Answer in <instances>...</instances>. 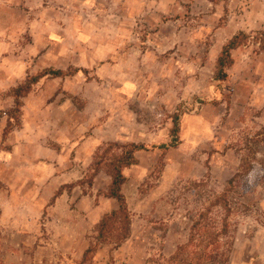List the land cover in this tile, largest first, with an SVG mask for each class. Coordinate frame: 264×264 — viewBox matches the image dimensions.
<instances>
[{"label":"rangeland","instance_id":"rangeland-1","mask_svg":"<svg viewBox=\"0 0 264 264\" xmlns=\"http://www.w3.org/2000/svg\"><path fill=\"white\" fill-rule=\"evenodd\" d=\"M240 31H264V0H0V112L27 77L87 71L41 78L7 135L0 117V264L80 261L117 208L105 196L114 143L147 151L123 170L128 239L89 264H166L231 180L228 264H264V50L235 49L214 80ZM176 114V147L152 149Z\"/></svg>","mask_w":264,"mask_h":264},{"label":"trees","instance_id":"trees-1","mask_svg":"<svg viewBox=\"0 0 264 264\" xmlns=\"http://www.w3.org/2000/svg\"><path fill=\"white\" fill-rule=\"evenodd\" d=\"M248 44H257L260 50H264V31L255 32L254 35L240 31L230 38L223 45L216 59L214 80L222 83L228 79L227 70L233 64L232 51ZM79 71L87 72L81 69H75L73 72L46 69L35 76L27 77L24 83L13 88L11 90L13 106L7 111L0 112V117L2 115H6L7 117L4 135H7L13 127L19 124L22 99L41 78L47 75L65 77L76 74ZM179 121L180 115H174L171 140L169 143L152 146L151 148L167 151L170 148L176 147L179 142ZM111 146L118 147L120 149V155L112 160L111 171L109 173L110 183L105 196L116 201L117 209L102 216L97 225L96 235L93 241H89L80 261L76 264H89L100 245L108 244L114 246V249H117L129 237L131 217L125 196L122 193V186L126 181L123 170L136 165L137 158L135 154L140 151H147V147L143 144L134 143L125 145L114 143ZM97 171L94 170V174L90 176L88 180L89 187L92 186ZM227 186L221 194L213 195L210 207L198 214L197 219L192 222L189 228L187 241L176 247L173 254L166 259V264H228L230 248L228 247V249L223 250L222 240L228 237L230 230L228 219L231 215V207L229 205L228 195L233 189L232 180L228 182ZM217 206L224 212V216L218 222L211 218V210Z\"/></svg>","mask_w":264,"mask_h":264},{"label":"crops","instance_id":"crops-1","mask_svg":"<svg viewBox=\"0 0 264 264\" xmlns=\"http://www.w3.org/2000/svg\"><path fill=\"white\" fill-rule=\"evenodd\" d=\"M117 209V208H116ZM115 210V209H114Z\"/></svg>","mask_w":264,"mask_h":264}]
</instances>
